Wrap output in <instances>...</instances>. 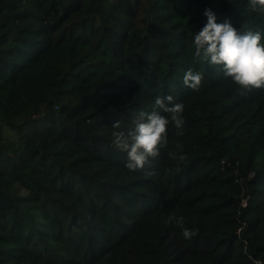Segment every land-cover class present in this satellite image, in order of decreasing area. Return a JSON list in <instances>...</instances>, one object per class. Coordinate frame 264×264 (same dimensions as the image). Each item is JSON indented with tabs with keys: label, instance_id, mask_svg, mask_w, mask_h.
Segmentation results:
<instances>
[{
	"label": "trees",
	"instance_id": "16d2710c",
	"mask_svg": "<svg viewBox=\"0 0 264 264\" xmlns=\"http://www.w3.org/2000/svg\"><path fill=\"white\" fill-rule=\"evenodd\" d=\"M205 9L264 34L248 0H0V264H264V90L194 55ZM167 96L183 135L132 171L113 133Z\"/></svg>",
	"mask_w": 264,
	"mask_h": 264
},
{
	"label": "clouds",
	"instance_id": "9594fccd",
	"mask_svg": "<svg viewBox=\"0 0 264 264\" xmlns=\"http://www.w3.org/2000/svg\"><path fill=\"white\" fill-rule=\"evenodd\" d=\"M248 4L253 11H264V0H248ZM203 14L207 22L193 36L194 55L211 66L219 67L223 76L231 79L242 92L264 90V34L237 30L228 20L217 23L210 9H205ZM202 80V73L192 70L183 76L184 85L192 90H198ZM155 106L167 115L156 111L141 112L140 119L126 136L122 132L113 133L115 147L127 154L126 167L132 171L143 168L149 157H157L160 149L166 147L170 123L177 129V135H183L184 105L172 103V97L167 96L157 97ZM114 127L118 128L119 124H114ZM169 156L181 162L186 159L183 155L177 157L175 152H170ZM183 219L171 216L168 222L175 221L183 228ZM195 234L194 229L182 230L185 239H191Z\"/></svg>",
	"mask_w": 264,
	"mask_h": 264
},
{
	"label": "rangeland",
	"instance_id": "374dc122",
	"mask_svg": "<svg viewBox=\"0 0 264 264\" xmlns=\"http://www.w3.org/2000/svg\"><path fill=\"white\" fill-rule=\"evenodd\" d=\"M80 17L81 15L79 17H70L65 23H63L60 29L55 33L56 39L64 36L69 28V25Z\"/></svg>",
	"mask_w": 264,
	"mask_h": 264
}]
</instances>
